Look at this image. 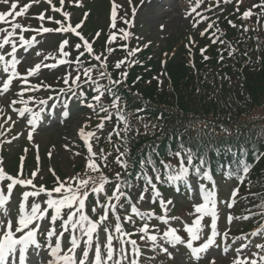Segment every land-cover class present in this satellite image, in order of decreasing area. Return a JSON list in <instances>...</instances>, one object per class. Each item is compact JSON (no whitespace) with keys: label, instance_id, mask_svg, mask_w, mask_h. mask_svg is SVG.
I'll use <instances>...</instances> for the list:
<instances>
[{"label":"snow or ice","instance_id":"6c2138e0","mask_svg":"<svg viewBox=\"0 0 264 264\" xmlns=\"http://www.w3.org/2000/svg\"><path fill=\"white\" fill-rule=\"evenodd\" d=\"M40 2L41 0H32V3L35 4H39ZM46 2L52 6V11L60 13L63 19L55 20L52 16L46 17L45 13L41 12L36 17L41 22L39 27H25L21 23L13 21L10 22L11 31L0 28V32L6 33L3 39L0 40V63L3 65L4 73H9V70H11L4 80L2 88H0V95L9 91L14 78L19 77L22 84L29 85L26 88H21L19 92L20 99L12 100L9 107L12 108L13 112L18 113L20 117H25V113H31V118L27 119V123L32 126V130L27 134V139L31 141L33 139L32 132L35 130L36 123L40 119V114L44 111V108L41 107L39 111L33 112L27 106L28 100L23 98V94L24 92L38 91L41 87L51 88L52 86L44 84L43 81L40 84H29L28 77L39 74L42 68L54 69L58 65H68L71 71L59 78L63 84V87L59 88V93L65 96L71 94V96L84 97L85 93L82 88L84 85H87L94 92L91 101L87 103V107L96 112L97 115L105 113V115L100 117V123L96 126L97 130L103 129L104 121L111 120L115 114L117 127L113 129V132L117 136H120L121 132L126 134L131 129L127 121L125 108L121 104L122 98L118 94V87L124 84L128 73L126 71H119V78L114 79L108 71V65L109 63H113L114 68L120 70L126 63H135L134 61H130L129 57L135 55L140 49H129L126 44H121L119 46L126 50L127 55L114 62L110 61L109 57L116 50L111 46L117 39L116 33L113 32L109 34L106 41L108 45L106 47L107 55L103 52L95 54L93 49L94 41L89 42L80 31H77V29L82 27L83 22L81 21L73 26L70 22V13L63 11L65 0H60L61 7L53 5L52 0H46ZM221 2L225 5L234 2V14H239V18L242 20H248L256 16V22L259 24L260 19L264 18V0H260L259 3L253 4L243 12H240V5L243 3V0H214V2L213 0H195V6L188 13V18L190 21H194L193 27H196L201 22L207 24L204 31L200 32L201 37H204L210 30L215 28V31H211L209 37L212 44L219 43L225 45L227 42L221 36H217L219 28L216 27V21L209 22V16L203 15L197 9H200L204 5L203 11L205 12H210L213 8H219L223 12L224 9L220 8ZM0 3L9 5L7 11L0 12V23L9 22L7 19L9 17H22L31 7V4H25L17 10L18 4L11 2V0H0ZM119 7L121 6L117 5L115 0H112L110 27L113 29L117 28V10ZM132 11L133 16H135V8ZM192 13H195V16ZM87 15L88 13L84 14L85 19ZM196 17H199V19H196ZM46 19L58 26L55 28L44 26L43 22ZM123 22L125 24L131 23L126 19ZM227 23L233 28L238 27L232 20H228ZM239 27L245 33L250 30L246 25ZM163 28L164 25H161V29ZM118 31L121 34V40H127L131 35L125 28H120ZM26 32H33L35 34L30 39H26L24 35ZM53 32L71 33L78 37L82 42L75 44L78 55L74 60L67 59L70 56V52L65 51V46L69 45V40L64 39L59 45V57L51 54L46 55L34 67L29 68L25 76H21L17 71V65L20 63L17 59L18 43L20 48L27 50L37 43V35ZM17 35L18 43L14 38ZM100 35L101 33L97 32L96 38H99ZM194 44L195 39L189 37V45ZM8 45H10V51L3 53L2 50ZM189 51L191 52V48H189ZM206 52L207 47L200 49L204 60L209 59L205 55ZM86 53L92 59L99 62V67L96 64L85 67V62L81 58L85 57ZM233 53L234 49H231L229 46V56L231 57ZM36 55L40 56L41 53L37 51ZM6 56L10 57V59H6ZM219 58L221 61L224 59L223 50H221ZM47 60L55 62L45 63L44 61ZM94 69L98 72L99 79L107 80L106 84L98 83V80L93 77L92 73ZM73 72L75 75H73ZM105 96L111 98L109 104H106L102 99ZM28 99L31 100L33 97L30 96ZM48 99H52V97L49 96ZM37 102L40 105H44L47 103V100L39 99ZM18 103L25 106L23 108L12 107ZM65 107H67L66 103ZM2 111L3 109H0V112ZM121 122L124 124L123 129L119 128ZM14 123L15 121L12 120V117L7 116L0 123V137L10 131L11 124ZM6 125H8L7 128ZM79 135L87 144L88 155L86 157L85 172L77 173L65 180H61L56 176L53 169H49L54 176V184L51 189L43 185L37 186L34 183L38 173L41 172L38 155L36 157L37 167L31 172L30 177H24L23 157L21 158L20 171L15 176L7 174L3 167L0 166V264H8L9 258H15L17 253L19 264H27L30 250L36 256L35 264H44L46 256L48 257L47 264H139V258L142 255L140 246L135 239L130 238L131 233L125 231L122 227L124 221L133 223L136 217L142 221V226L137 229L142 234L140 235V239L146 243H150L153 250L158 249L160 252L167 254L169 258H173V253L169 251V246L172 248H176L177 246L186 247L190 257L196 261V264H199L201 260H204L205 264H217L216 257L209 255L213 247L220 250L222 254L229 253L231 245L225 243L221 249L220 245L217 244V237H222L225 241L229 239V230L221 232L218 228L217 188L211 169L208 167L203 156L194 154L191 148H185L181 144L180 150L169 152L170 156H175L179 159L178 166H173L170 162L166 163L161 160L160 164L162 165L163 173H161V169L156 166L155 162L149 158L148 164L151 166L154 178L143 169L137 174V181L142 180L143 185L137 192L136 200L132 201L126 191V189L133 187L132 183H130L131 173L128 176H122L119 172L115 173L114 179L111 181L114 190L111 195H107L106 185L110 183V180L103 173L101 165L97 163V160H100L105 167H108L107 156L103 154V150L99 154L94 152L92 144L88 143L90 138L95 137L98 141L99 137L96 136L95 132L86 133L83 128L79 130ZM111 135L112 133H109V141H111ZM17 138V136H13L12 140ZM126 138V135L122 137V139ZM12 140L6 142L11 143ZM26 151L27 149H25ZM117 152L118 155L115 158V162L127 171L128 160L126 157L128 150L120 152L117 149ZM76 154L79 155V153ZM48 155L51 157V152ZM260 155L262 154L258 153L257 157H254L253 162H258ZM141 163L143 164L144 162L142 161ZM0 165H2V158H0ZM250 168L251 164L241 157L235 167L231 164L223 166L222 175L225 179H236L239 184H242L248 176ZM190 174L196 175L202 181L210 182L211 186L209 187L205 183L199 185L202 202L193 206L195 214L198 215H196L192 223L182 222V231L187 234L185 238L179 234L181 229L171 226V221H178L181 218L169 215V205H172L173 201L163 198L157 184L184 182L187 186ZM4 181L8 182L6 184V193L2 183ZM17 186L25 190L21 194L18 214L14 222L7 206L11 203L14 188ZM90 193L100 197L91 208L92 214L96 216L95 219L90 218L87 209ZM238 193L239 188H234L230 201H225V206L228 209L234 208ZM42 194L45 196V199L39 201L37 198L41 197ZM145 200L158 202L162 214L141 210L138 205ZM121 211L125 213L123 217L120 215ZM255 215V212H250L249 215L243 216L229 214L226 217V221L227 224L231 225L234 220H248ZM260 215L262 222L255 230L247 234L238 235L232 239V243H239V246L232 249L231 254L233 259L231 264H264V242L253 243L250 241V237L264 239V210L261 211ZM110 216L114 220V225L109 219ZM205 217H209L210 220L207 223H202ZM153 218L166 226V229L162 233L159 228H156L155 232L150 231L149 221ZM206 229L208 230L207 233L205 232ZM101 230L105 237L103 241H101ZM66 234L68 246L65 250L64 241ZM39 236L45 237V244L42 245L40 243ZM114 241L118 242V247L114 245ZM196 241L202 242L198 246H194V242ZM246 250L250 251L246 252Z\"/></svg>","mask_w":264,"mask_h":264},{"label":"trees","instance_id":"16d2710c","mask_svg":"<svg viewBox=\"0 0 264 264\" xmlns=\"http://www.w3.org/2000/svg\"><path fill=\"white\" fill-rule=\"evenodd\" d=\"M235 31L231 36L238 35ZM244 37H232L235 40H242V38H248L247 33H243ZM241 43V42H240ZM240 47H248L250 53H262L261 66L257 71L245 70V62H239L237 54H234V58L228 61H237L239 68H235V72L239 77V83L241 89L247 91V98L241 95L236 97L232 95V89L230 91L223 92L219 89L218 96L214 97L213 94H207L206 91L210 86L205 79L201 81V85L205 87L200 90L196 83L200 75L194 74V69L185 63L176 64L174 60L167 62V67L170 70V77L172 79V86L169 85L165 79L160 84L164 86L159 89L156 85L150 82L146 83V80H141L147 85V91H144V105L148 101V106H143L144 110L141 114L146 116V126L140 128V132L129 136L128 142L132 146V151H139L140 153H150L155 150L154 146L159 145L160 151L163 145L166 144V140L172 137L175 142L177 138H181V141L186 142L188 148H191L195 153L202 152L204 146L212 147L215 145H223L222 140H214L216 136L214 133L222 126L226 129H232L239 131L243 137L249 135L250 129L254 125L253 119H259L261 115H253L251 112L254 108L260 107L264 102V43L259 48L255 49L253 44H239ZM221 49L215 50L217 54ZM228 52H225L227 55ZM145 66L139 67L138 65L131 66L129 68V75L124 84L129 88L131 82H134L136 76H142L139 71L143 69L157 68V63L148 59ZM255 68V66H254ZM141 72V71H140ZM181 83L179 86L178 83ZM153 85V87L151 86ZM180 88H179V87ZM190 86L194 92L190 101H185V95L182 96L183 90ZM246 89V90H245ZM239 98H243L242 102H239ZM142 108V107H141ZM244 114V116H241ZM148 124V125H147ZM136 132L135 130H133ZM231 134V140H239ZM254 137V134L247 137L245 140L250 142ZM109 140L105 144H100V148L106 149L110 146ZM175 146V144H173ZM259 151L264 150V141L258 147ZM158 152V155L164 156ZM132 152V153H133ZM163 152V151H162ZM133 155V154H132ZM250 156V155H249ZM166 157V156H164ZM258 171L264 169V156L260 158L258 163ZM76 171H81L82 162L78 166L77 160L74 164ZM249 206V203L246 204Z\"/></svg>","mask_w":264,"mask_h":264},{"label":"rangeland","instance_id":"374dc122","mask_svg":"<svg viewBox=\"0 0 264 264\" xmlns=\"http://www.w3.org/2000/svg\"><path fill=\"white\" fill-rule=\"evenodd\" d=\"M90 1V0H86ZM247 0H243V2H246ZM171 6H165L161 4L158 0H142L139 1L138 5L135 8V14L136 19H139L143 22L144 26L140 28V31L138 34L143 33L146 38H149L153 40V43L159 39V44L161 46L164 45V39L168 38V44H167V50L171 53L175 50L172 46L179 47V44L181 42V39L184 35L183 32H185L186 26H187V20L184 18L182 19L179 15L183 12V7L188 5V0H182L181 3H178V0H172ZM115 3L117 5H120L121 7L117 10V22L122 21L126 17V12L123 10L122 6H124V0H115ZM252 3V2H251ZM112 6V0H94V4L91 5V8H93V13L89 17V29L92 30L93 33L97 32L101 27H105L109 25V11L111 10V7L109 8L108 5ZM108 11V15H107ZM78 13H74L72 15L73 19L76 20V16ZM123 18V19H121ZM79 21V20H77ZM161 25H164V28L161 29ZM103 30V29H101ZM104 32V31H103ZM142 35V34H141ZM117 39L112 43V47L116 49L118 45H121V36L117 35ZM180 39V40H179ZM179 40L178 42H176ZM167 41V40H166ZM170 42V43H169ZM137 43H141L138 41ZM108 46V45H107ZM119 48L116 49V60L122 59L119 55ZM32 53V52H31ZM105 55H107L106 50L103 52ZM32 64V61L29 62V65ZM43 80H46L43 79ZM52 81L46 80L44 84L51 85ZM257 112L264 111V106L260 108H256ZM92 115H88V113H84L82 118L75 117L71 121H69V125L65 128H61V126H57V129L52 127V117L47 116L44 121L41 123V125L44 123L47 125L44 130H40L39 135V146L42 147V149L49 154L51 152V160L45 159V166L41 168V172L38 173L36 180L37 181H44L48 177H51L52 172L49 171V169H55V172L58 174H62L65 172V175H75L77 171L73 170L72 163H75V161L71 160V157L69 156L74 149H77L78 146H74V142H77V138L79 135V130L81 128L86 129L87 122H84V118L87 120L92 119ZM57 119V118H56ZM59 122V121H58ZM85 123V124H83ZM49 126V127H48ZM49 129H53V131L47 132ZM54 130H58L57 132ZM61 132H67L66 136H61ZM64 138V139H63ZM64 141V142H63ZM94 144V143H92ZM74 146V147H73ZM10 154H15L14 149H10ZM44 155V154H43ZM77 159V157H76ZM30 168L33 167V164H30ZM116 170V169H115ZM64 174V173H63ZM137 192L140 190L139 186L137 185ZM225 192H229V188L225 187ZM136 200V196H135ZM148 203V200H145L144 202H141L139 206H146ZM169 251L173 253V259L175 260V263L177 264H188V261L185 262L183 257L180 254H177L174 252L171 246H169ZM163 253V252H162ZM232 260H222L218 261L217 264H231Z\"/></svg>","mask_w":264,"mask_h":264}]
</instances>
